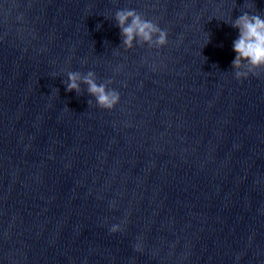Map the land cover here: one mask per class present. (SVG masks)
<instances>
[{"label": "clouds", "instance_id": "obj_1", "mask_svg": "<svg viewBox=\"0 0 264 264\" xmlns=\"http://www.w3.org/2000/svg\"><path fill=\"white\" fill-rule=\"evenodd\" d=\"M114 20L120 29L121 44L125 50H131L135 45H147L149 48L160 49L168 44V33L159 25L145 18L135 9H120L115 12ZM226 23V22H225ZM238 29V38L233 41L236 53L232 61L235 78L244 80L250 75L264 73V18L258 13L244 12L230 24ZM100 25H97L99 28ZM208 41V39H207ZM65 83V82H64ZM112 81L97 83V76L93 71L82 74L78 71L67 73L66 91H81V85L87 86V92L95 98L99 108L112 110L120 101L117 90L108 87ZM91 101L88 102L90 105ZM119 227L114 225L112 232Z\"/></svg>", "mask_w": 264, "mask_h": 264}]
</instances>
